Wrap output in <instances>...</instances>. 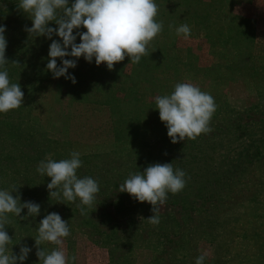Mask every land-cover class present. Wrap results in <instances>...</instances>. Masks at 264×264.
Listing matches in <instances>:
<instances>
[{"label":"rangeland","instance_id":"1","mask_svg":"<svg viewBox=\"0 0 264 264\" xmlns=\"http://www.w3.org/2000/svg\"><path fill=\"white\" fill-rule=\"evenodd\" d=\"M155 2L156 20L163 22V30L150 43L149 56L138 64L126 57L111 71L104 64L96 66L94 59L88 63L80 57L68 70L75 77L73 84L65 77L53 78L47 70L52 40L28 35L24 29L32 22L18 10V0L0 1L9 62L5 67L10 83H18L24 93L19 109L0 114V190L15 185L20 187V203L40 205L36 217L27 216V209L21 211L23 219L8 214L11 224L5 228L12 235L8 248L16 255L22 246L31 248L23 264H39L35 245L39 223L53 212L69 224L70 235L63 238L69 261L76 256L75 264H110L107 241L103 239L102 245L96 234L107 212L103 204H96L103 186L115 184L119 189L137 167L175 164L217 135L251 136L253 150L252 137L264 135V0ZM53 23L48 26L55 28ZM181 24L191 28L188 39L176 35ZM52 39L59 40L55 35ZM79 42L77 37L75 43ZM184 82L209 93L217 110L210 133L173 144L155 98L170 95L177 83ZM72 151L81 154L78 177H92L100 188L85 216L78 200L49 197L50 178L36 171L49 154L58 161L70 158ZM256 154L239 172L236 185L227 189L219 184L206 201L191 198V204L168 207L172 215L164 222L170 227L169 238L160 246L135 248L130 253L134 263L195 264L207 253L204 264H264V150ZM153 229L146 225L141 240ZM39 247L50 252L56 246Z\"/></svg>","mask_w":264,"mask_h":264},{"label":"clouds","instance_id":"2","mask_svg":"<svg viewBox=\"0 0 264 264\" xmlns=\"http://www.w3.org/2000/svg\"><path fill=\"white\" fill-rule=\"evenodd\" d=\"M18 10L30 17L32 26L25 27L28 35L52 40L49 45L46 68L53 78L65 77L73 84L75 77L68 73L77 66L83 57L88 63L95 60L96 66L106 65L111 71L115 64L126 57L138 64L148 47L163 30V22H158V5L155 0H18ZM61 14L58 16L57 13ZM55 21L56 27L48 25ZM172 26L169 25V28ZM80 28L83 32L76 31ZM5 26H0V114L19 109L23 105L24 93L18 83H10L5 57L7 40ZM177 36L188 39L191 28L181 24L175 29ZM55 35L59 40H53ZM79 37V43H75ZM70 48V51H69ZM71 57L72 59H65ZM57 59L61 61L57 66ZM12 64L20 66L17 61ZM155 104L159 119L167 128L171 143L195 140L202 134L212 131L210 121L217 110L214 98L192 83H177L170 95L157 96ZM78 151L70 152V158L54 160L49 154L42 160L36 171L50 178L47 184L49 197L75 203L77 200L82 216L88 215L100 191L98 181L92 177H78L77 170L82 166ZM186 173L173 168L172 163H155L143 172L130 173L119 186V192H126L136 201L148 203L152 215L147 221L156 226L160 223V206L168 199V194L176 195L186 186ZM15 185L0 190V264H23L31 248L22 246L19 254H13L8 245L12 242L5 225L10 223L8 214L21 217L22 209L27 216H37L40 205L32 201L20 203V195ZM14 193L16 195H14ZM87 206V207H85ZM70 235L69 224L58 213L46 215L39 223L35 239L36 256L39 264H75L76 256L69 261L63 250V238ZM49 243L56 247L48 252L39 247ZM207 253L195 260L204 264Z\"/></svg>","mask_w":264,"mask_h":264},{"label":"trees","instance_id":"3","mask_svg":"<svg viewBox=\"0 0 264 264\" xmlns=\"http://www.w3.org/2000/svg\"><path fill=\"white\" fill-rule=\"evenodd\" d=\"M223 136L225 135H217L213 140L205 141L197 153L172 164L174 170L181 169L186 173V186L176 195L168 194V199L160 206V223L154 226L153 232L148 233V238H143V241L141 240L143 228L146 225L153 226L147 221L152 215V206L146 202L136 201L126 192H119L115 184L103 186V191L99 193L100 201L96 204H103L107 212L103 214L98 227H95L96 230L102 227V230H98L96 234L102 245L105 244L102 242L103 239L107 241L109 249L106 246L103 248H106L110 255V264H135L131 257L135 248H147L152 244L160 246L170 236L168 234L170 227L164 222L172 215L168 207L191 204V198L206 201L210 199L211 193L214 188L219 187V184L227 189L232 187L231 184L236 185L240 178L239 172L250 166L257 156V151L264 150V135L252 137L255 142L254 150L249 145L251 136L246 139L240 136L225 139ZM221 150L223 153L220 152ZM148 166L150 165L142 166L143 169L137 167L131 173L143 172ZM9 236H12L11 233ZM111 256L118 257L114 260Z\"/></svg>","mask_w":264,"mask_h":264}]
</instances>
